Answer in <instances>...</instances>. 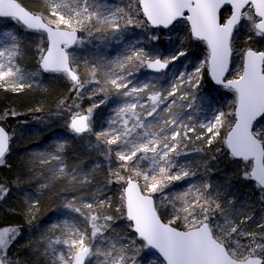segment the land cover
I'll use <instances>...</instances> for the list:
<instances>
[{
    "label": "snow or ice",
    "instance_id": "1",
    "mask_svg": "<svg viewBox=\"0 0 264 264\" xmlns=\"http://www.w3.org/2000/svg\"><path fill=\"white\" fill-rule=\"evenodd\" d=\"M136 4L138 6L126 12L123 7H113L102 0H49L47 14L38 15L27 11L18 0H0V18H11L26 29L46 34L47 46L39 49L40 69L62 73L72 82V90L78 97L105 93L86 113L69 109L68 127L76 135H95L99 144L107 146L102 148L106 158L119 162L115 170L109 165L108 184L120 183L122 188L121 207L115 212L126 216L135 236L145 246L162 255L161 264H264V237L256 240L254 233L236 226L213 198L211 185L198 184L191 179L196 171L177 163V157L183 154L178 149L190 140L205 136L204 143L211 145L224 122L226 114L218 109L204 123L189 122L192 112L202 109L204 103H213L197 92L206 67L217 84L235 94L232 126L225 140L227 148L232 157L251 161L248 165L251 171L246 177L256 181L264 192V135L253 128L254 121L264 116V51H246L238 76L224 78L232 55L234 31L248 27L251 22L256 34L264 37V0H136ZM136 16L143 19H135ZM255 17L260 18L258 23ZM176 22L187 23L192 36L206 45L208 54L202 64L173 74L165 86H157L159 77L144 82H135L133 77L140 68L162 72L186 56V51L161 54L158 50L138 47L137 42L115 59L85 61L90 73L87 81H82L77 74L79 61L69 51L73 45L84 43L83 39H78L77 31L91 36L93 31L111 30L119 39L122 30L129 26L143 24L164 30ZM5 35L11 36L14 43L11 49L5 46L0 50V87L12 91L31 88L34 74H25L14 62L20 55L18 41L11 33ZM148 39L157 41L159 36L154 31L149 32ZM86 84L92 86L85 92ZM109 88L114 89L119 103L112 109L106 127L93 133V110L106 102ZM169 97L174 99L169 100ZM178 101L184 102L182 106L190 110L188 117L181 118L173 111ZM8 144L9 135L0 127V162ZM65 148L66 142H59L54 151L36 152L30 163L35 166L56 161L48 169L52 178L64 176L80 184L88 183L89 174L67 169L62 155ZM171 153L175 156L169 158ZM145 159L150 160V166L141 168ZM119 169H128L129 175H120ZM133 172L136 177H142L145 182L142 187ZM185 179L188 183L180 186L179 191L173 190L172 199H167L170 193H165L164 189L172 182ZM41 186L46 187L47 182ZM3 192L0 188V194ZM157 192L163 197V203L172 206L168 223L162 222L158 215L153 195ZM106 206H111L107 196L85 200L74 195L65 199L63 207L69 214L68 219L53 223L50 231L55 236L47 237L45 254L53 264H85L86 259L90 264H137L136 240L131 237L123 242L119 238L112 239L116 217L97 212ZM29 207L34 210L33 206ZM177 221L183 225V230H178L179 225L173 226ZM18 235L15 229L0 231V264H18L7 259V249ZM241 237L251 239L245 245ZM57 245H63L64 251H58Z\"/></svg>",
    "mask_w": 264,
    "mask_h": 264
},
{
    "label": "trees",
    "instance_id": "2",
    "mask_svg": "<svg viewBox=\"0 0 264 264\" xmlns=\"http://www.w3.org/2000/svg\"><path fill=\"white\" fill-rule=\"evenodd\" d=\"M18 2L38 15L47 14L49 0H18ZM102 2L113 7H123L126 12L138 6L136 0H102ZM134 18L143 19L139 16ZM256 22H258L257 19ZM153 31L159 36L157 41L148 39V33ZM5 33L14 35L19 44L20 55L14 58L15 64L25 74H34L31 76L34 80L31 88L24 87L22 90L12 91L0 87V124L10 134L9 152L0 163V188L4 189V192L0 194L2 196L0 198V231L15 229L19 234L7 249V259L16 261L18 264H53L49 255L45 254L47 237L55 236L50 231L51 225L63 223L65 219H68L69 214L63 207L64 201L67 197L78 195V198L85 200L92 196L110 197L111 206L98 209L97 212L116 217L113 223L112 239L119 238L121 242L129 237L135 239L136 247L139 249L136 255L137 264H161L163 260L154 255L135 236L126 216H120L115 212L117 207H121L122 188L120 183L108 184L109 165L111 164L115 170L119 162L114 159L109 161L106 158L102 148L107 146L99 144L95 135L92 133L76 135L68 127L69 109L86 113L93 102H99L105 97V93L87 96L82 94L78 97L72 90V82L62 73L43 72L38 60L39 49L47 46L44 34L29 31L16 20L0 18V50H3L5 46L11 49L14 43L11 36ZM79 33L84 43L69 51L79 61L76 71L82 81H87L90 77V73L85 68V61L92 62L98 58L115 59L130 44L137 42L138 47L158 50L161 54L184 50L193 59L192 63L200 59L205 60L208 54L206 45L192 37L189 26L185 22H177L169 31H156L143 24L129 26L122 30L119 39L112 35L111 30L93 31L91 36L84 31ZM232 48L234 62L237 64L240 58L242 63V57L246 51H264V37L257 35L249 22L248 27L238 28L236 31ZM183 58L181 57V60ZM179 63L181 61L177 65H180ZM175 73L178 72L171 65L167 71L158 74L140 68L133 79L135 82H144L159 77L157 86L162 87ZM97 75H100L99 71ZM236 76L230 74L229 77L236 78ZM202 77V83H206V87L202 90L198 89L197 92L200 97L207 98L213 103H204L201 110L210 107L223 111L226 114L223 132L211 145L205 144L202 139L197 145L187 148L184 152L178 150L183 154L177 157V163L195 170L196 176L191 179L198 184L204 182L210 184L213 198L222 205V210L228 218L245 232L254 233L255 239L260 240L264 237V227H261L264 225V192L254 181L246 177V173L251 171L248 167L251 162L235 160L228 152L225 143L226 135L232 126L231 114L234 112L235 94L226 88L215 87L208 78L206 67ZM91 86L86 84L84 91L86 92ZM118 103L119 99L114 89L109 88L106 102L93 110L91 116L93 133L106 127L112 115V109ZM183 103L178 101L173 106V111L185 117L184 115L189 114L190 110L183 107ZM165 106L161 105V107ZM191 114L199 115L198 110ZM59 142H66L62 155L67 169L75 168L78 172L83 171L89 174L88 183L80 184L64 176L52 178L53 174L48 169L52 168L56 161L35 166L30 163L36 152L54 151V146ZM174 156L175 153H171L169 158ZM150 163V160L145 159L140 166L148 168ZM119 172L125 177L129 175L128 169H119ZM131 174L142 187L145 183L142 177H136L134 172ZM45 182L47 186L42 187L41 185ZM186 183L188 179L172 182L166 187L165 193H170L167 199H172V195L175 194L173 190L179 191L180 186ZM250 193L254 195L251 199L248 197ZM153 195L159 215L165 223H168L172 217V206L162 202L163 197L159 192ZM30 205L34 210H30ZM176 206L179 207V203ZM76 223H80L79 219ZM177 225H179L178 229L183 230V225L179 221L175 224ZM240 239L241 243L246 245L251 237ZM56 247L58 251H64L63 245Z\"/></svg>",
    "mask_w": 264,
    "mask_h": 264
},
{
    "label": "rangeland",
    "instance_id": "3",
    "mask_svg": "<svg viewBox=\"0 0 264 264\" xmlns=\"http://www.w3.org/2000/svg\"><path fill=\"white\" fill-rule=\"evenodd\" d=\"M256 18V17H255ZM257 19V18H256ZM258 20V19H257ZM235 56H236V54H235ZM234 56V57H235ZM236 59V58H235ZM242 60H243V57H242ZM179 61H181V63H179L180 65H177L178 64V62ZM192 61H193V59L191 58V57H189L188 56V54H187V52H186V56H184V58L181 60V58H180V60H178V61H176L174 64H170L171 66H173V68L175 69V70H177V72H180L181 71V69H183L185 72L187 71V70H190V69H193L194 68V66H197V65H199V64H202L203 62H204V60L203 59H200V60H197L196 62L194 61L193 63H192ZM243 63H244V61H242V63L240 62V58H239V62L236 64L235 62H234V58H233V61H232V66H231V70H230V74H234V75H237L238 76V74H239V71L242 69V66H243ZM204 72V69L202 70V73ZM230 76V75H229ZM236 76V77H237ZM233 77V76H232ZM208 78H209V75H208ZM229 79H233V78H231V77H229ZM211 82V81H210ZM215 86V85H214ZM204 87H206V83H202L201 84V87L199 88V89H204ZM216 87V86H215ZM218 88H224V87H218ZM141 95H144V94H141ZM172 97H169V99H171ZM139 110V109H138ZM216 109H213V108H210V107H208V108H205V110H201V109H198V114L199 115H194V114H191L192 115V119H191V121H189L190 123H196V122H201V123H204V122H206L208 119H210L211 118V115L213 114V112L215 111ZM197 111V110H196ZM188 115L189 114H186V115H184L185 117H183V116H180L181 118H186V117H188ZM223 120H224V118H223ZM261 121H264V117L261 119V120H259L258 122H257V124L256 125H260L259 126V128L257 129L256 128V130L257 131H259V133L260 134H262V135H264V123H261ZM223 125H224V123H223ZM223 125L222 126H220L219 127V135L218 136H216L214 139H213V141L212 142H214L218 137H220V135H222L221 133L223 132ZM257 127V126H256ZM230 130V129H229ZM198 131H200V132H203V130H200V129H198ZM229 132V131H228ZM228 134V133H227ZM192 135H195V133H193ZM226 137H227V135H226ZM206 138V136L204 137V138H202V139H205ZM202 139H193V140H190V141H188L187 143H186V146L185 147H183L182 149H178V150H181L182 152H184L185 150H187V148H190V147H192V146H195V145H197ZM227 147V146H226ZM149 155H151V154H149ZM183 167H185V166H183ZM174 171H175V169H174ZM257 185V184H256ZM258 186V185H257ZM259 187V186H258ZM254 195H253V193H250L249 194V196L248 197H250V199L253 197ZM109 200L111 199L110 197L108 198ZM173 226H175V225H173ZM161 259V258H160ZM94 261V260H93Z\"/></svg>",
    "mask_w": 264,
    "mask_h": 264
},
{
    "label": "water",
    "instance_id": "4",
    "mask_svg": "<svg viewBox=\"0 0 264 264\" xmlns=\"http://www.w3.org/2000/svg\"><path fill=\"white\" fill-rule=\"evenodd\" d=\"M22 5V4H21ZM22 7H24L27 11H30L29 9H27L25 6H23L22 5ZM223 11V10H222ZM254 11V10H253ZM30 12H32V11H30ZM32 13H34V12H32ZM36 14V13H35ZM257 19H258V22H259V20H260V18L259 17H256ZM11 19V18H10ZM257 22V23H258ZM19 23V22H18ZM177 23V22H176ZM176 23H174V25L176 24ZM21 24V23H20ZM22 25V24H21ZM174 25L172 26V27H170L169 29H164V30H160V29H156V28H152L153 30H156V31H169L170 29H172L173 27H174ZM23 26V25H22ZM24 27V26H23ZM25 28V27H24ZM26 29V28H25ZM27 30H29V29H27ZM29 31H33V30H29ZM237 31V30H236ZM236 31H234V34H233V37H234V35H235V33H236ZM33 32H36V31H33ZM39 33V32H38ZM45 36H46V34H44ZM192 35V34H191ZM77 37H78V39H80V33H79V31H77ZM193 37V36H192ZM194 38V37H193ZM195 39V38H194ZM196 40V39H195ZM199 41V40H198ZM202 42V41H201ZM77 45H73L70 49H72V48H74V47H76ZM69 49V50H70ZM253 51H255V50H253ZM258 52V51H257ZM232 61H233V48H232V55H231V57H230V62H229V68H228V71L225 73V79H229V75H230V70H231V66H232ZM243 61H244V59H243ZM169 67H170V65H169ZM169 67H168V69H169ZM168 69H165V70H163L162 72H159V73H163V72H165V71H167ZM149 70V72H151V73H156V74H158L157 72H154V71H152V70H150V69H148ZM44 72V71H43ZM48 73V72H47ZM208 75H209V79H210V81H211V83L213 84V85H215L216 87H223L222 85H219V84H217L216 82H215V80H213L212 78H211V75H210V73H208ZM264 116H262V117H258L257 118V120L256 121H254V123H253V128H254V130H255V127H256V124H257V122L259 121V120H261L262 118H263ZM0 127H3L1 124H0ZM4 128V127H3ZM5 129V128H4ZM5 131L8 133V135H9V144H8V150H7V152L5 153V155H4V157L7 155V153L9 152V149H10V134H9V132L5 129ZM84 134H86V133H84ZM227 146V145H226ZM228 149V148H227ZM228 152L230 153V150L228 149ZM231 155V154H230ZM4 157H3V159H4ZM234 158V157H233ZM2 159V160H3ZM235 160H237V161H244V160H242V159H240V158H234ZM244 162H251V161H244ZM1 163V162H0ZM252 181H254V180H252ZM139 185H140V183L138 182V181H136ZM256 184H257V182L256 181H254ZM258 185V184H257ZM141 186V185H140ZM158 215H159V212H158ZM160 216V215H159ZM160 218H161V216H160ZM161 220H162V218H161ZM130 222V221H129ZM162 222H164L163 220H162ZM131 223V222H130ZM165 223V222H164ZM175 227V226H174ZM178 230H180V229H178ZM148 249L154 254V255H156V256H158L159 258H161L162 260H163V257H162V255H160L159 254V252L157 251V250H155V249H152V248H150V247H148ZM88 259H86L85 260V264H88Z\"/></svg>",
    "mask_w": 264,
    "mask_h": 264
}]
</instances>
